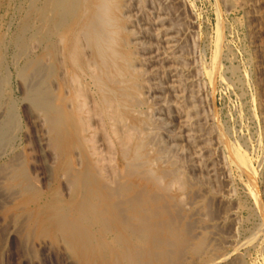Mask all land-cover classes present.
Here are the masks:
<instances>
[{"label": "bare ground", "instance_id": "6f19581e", "mask_svg": "<svg viewBox=\"0 0 264 264\" xmlns=\"http://www.w3.org/2000/svg\"><path fill=\"white\" fill-rule=\"evenodd\" d=\"M169 8L166 0H0L3 190L24 202L42 197L12 146L22 115L6 88L17 79L23 103L37 111L38 147L69 194L65 205L41 209L38 230L68 236L82 264L213 261L205 236H193L186 222L183 194L192 186L183 163L165 155V146H192L199 120L190 113L199 107L198 81L179 67L180 32ZM158 123L170 129L161 133Z\"/></svg>", "mask_w": 264, "mask_h": 264}, {"label": "rangeland", "instance_id": "374dc122", "mask_svg": "<svg viewBox=\"0 0 264 264\" xmlns=\"http://www.w3.org/2000/svg\"><path fill=\"white\" fill-rule=\"evenodd\" d=\"M166 1L172 24L180 32L179 67L198 81L194 90L199 107L196 113L190 111L192 120L199 119L193 123L192 146L184 150L165 146L168 158L183 163L185 169L179 166L192 186L183 194L189 203L186 222L193 227V236L203 235L209 243L213 261L205 264H264V0ZM11 16L5 17L2 32ZM18 81L12 80V91L6 88L22 115L18 140L12 146L16 145L34 189L43 198L39 203L24 202L16 190H3L0 177V264H82L68 236L52 238L38 230L37 218L44 216L41 209L57 202L65 205L69 194L63 179L55 183L53 167L38 147L37 111L23 103L24 87ZM156 127L161 133L170 129L165 123ZM193 164L203 171H191Z\"/></svg>", "mask_w": 264, "mask_h": 264}]
</instances>
